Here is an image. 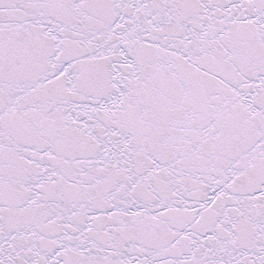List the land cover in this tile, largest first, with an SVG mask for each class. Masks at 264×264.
<instances>
[{
    "label": "snow or ice",
    "instance_id": "snow-or-ice-1",
    "mask_svg": "<svg viewBox=\"0 0 264 264\" xmlns=\"http://www.w3.org/2000/svg\"><path fill=\"white\" fill-rule=\"evenodd\" d=\"M0 264H264V0H0Z\"/></svg>",
    "mask_w": 264,
    "mask_h": 264
}]
</instances>
